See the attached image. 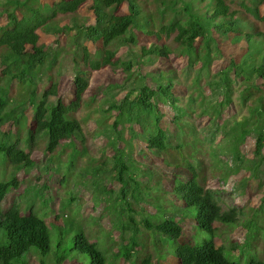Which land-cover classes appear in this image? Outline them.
Returning <instances> with one entry per match:
<instances>
[{
  "label": "trees",
  "instance_id": "obj_1",
  "mask_svg": "<svg viewBox=\"0 0 264 264\" xmlns=\"http://www.w3.org/2000/svg\"><path fill=\"white\" fill-rule=\"evenodd\" d=\"M121 6L126 7V14L117 13ZM82 8L91 12L93 23L79 21ZM257 22L264 23V0H0V154L16 172L43 169L29 151L42 138L46 154L58 153L60 146L78 149L80 143L79 155H92L88 147L93 141L85 144L81 122L75 117L89 88L87 73L107 70L120 75L95 89L90 99L102 95V104L93 110L99 115L93 122L98 126L96 134L108 137L115 162L108 178L118 188L105 185L103 192L117 201L110 209L118 229L117 251L107 252L79 230L72 247L51 252L46 219L28 207L25 210L22 204L27 201L14 197L8 201L21 184L11 175L0 179V264H29L30 253L38 255L39 264H64L70 252L78 257L85 254L88 264H106L105 254L114 264L121 260L152 264L150 253L137 261L138 234L146 241L143 231L151 246H162V237L175 241L177 264H264V251L256 254L257 242H264V32ZM42 32L54 35V45L41 42ZM65 32L68 45L62 50L59 36ZM144 39L150 42L143 43ZM226 43L230 49L225 53ZM170 55L183 57L185 66L175 68ZM64 59L72 70L73 98L68 103L58 95ZM222 59L226 64L214 70L215 61ZM15 81L27 88L23 103L33 109L32 125L24 127L26 149L19 132L13 137L9 130H1L4 125L19 129L11 97ZM183 92L185 102L180 98ZM233 107L245 109L246 114L229 117ZM249 141L253 143L251 157L241 151ZM120 144L128 148V155ZM131 146L153 156L145 155L149 163L144 169L132 157L135 149ZM56 156L48 158V166L55 164L60 171V164L74 165ZM102 156L100 164L93 163L96 167L107 163ZM153 159L161 164L162 177L179 176L170 191L158 186L163 179L151 165ZM236 176L239 179L233 182ZM143 178H147L142 183L144 193ZM214 178L217 184H231L230 195L255 185L256 192L262 193L260 204L248 213L244 207L224 209L219 189L208 184ZM97 179L102 177L97 175ZM160 190L163 193L157 196ZM69 192L65 186L64 194ZM72 201L68 197V203ZM123 207L128 223L122 222ZM179 207L186 209V215H179ZM188 222L208 237L178 243ZM223 226H233L239 234L227 235ZM227 236L234 240L229 248Z\"/></svg>",
  "mask_w": 264,
  "mask_h": 264
},
{
  "label": "rangeland",
  "instance_id": "obj_2",
  "mask_svg": "<svg viewBox=\"0 0 264 264\" xmlns=\"http://www.w3.org/2000/svg\"><path fill=\"white\" fill-rule=\"evenodd\" d=\"M42 3H50L53 0H40ZM262 9V7H261ZM117 13L126 14L127 9L125 6H121ZM78 19L80 22L82 20L85 23H93L94 17L90 11L85 8H82L80 12H78ZM258 24V22H257ZM260 26V30L264 32V23L258 24ZM41 42L45 45H54V35L51 32L40 33ZM68 33H62L59 36V48L64 49L67 44ZM150 42L148 39H144L143 43ZM230 45L226 43L222 50L229 51ZM58 48V49H59ZM93 49L90 48V51ZM125 48H122L120 52H123ZM60 58V57H59ZM70 60V58H69ZM68 59H64L61 62L60 68V78L58 80V95L65 102H69L73 98V83H72V70L70 69L67 61ZM170 60L173 66L177 69H182L185 66V60L183 57H176L174 55H170ZM226 64L224 59L220 61H215L213 68L214 70H219L222 66ZM58 68V67H57ZM145 68H142L141 71H144ZM57 72V69L55 70ZM89 88L86 89L85 94L83 95V100L81 103V107L78 112L75 114V117L81 122L83 135L86 137L85 144H90L87 141H93L91 146L88 147V151L92 153V155H87L85 157H81L78 151L82 152V145L77 143L78 149L74 145H69L66 148L58 147V153H61L59 156L58 153H53L52 155L46 154L44 147L45 141L44 139H38L34 142L32 147H30V155L32 159L37 161L36 165H42L43 169L39 172V170L35 168L24 169L20 172H16V169L11 167L6 161L3 160V155L0 154V179L10 178L11 175L17 177L18 181L21 182L18 189L13 190L8 195V201H11L14 197L18 202L19 201H27L25 205L22 204L24 209L26 210L28 207V211L32 209L39 217L45 218V222L49 228L50 234V246L51 252H55L57 248L61 251H65L73 245V236L78 233L79 230H83L84 234L89 238L88 240L91 242L98 241L101 247L105 248L107 252H116L118 249V229L116 225L113 223V216H110V209L113 206L117 205V201L115 202L114 196L109 193H104L105 185L109 188L117 189V183H111L108 177L111 176L110 167H113L115 164L112 159V149H108L107 141L108 137H101L96 134V130L98 126L93 122L94 119L98 118V113L95 110L102 104V95L98 93L94 96L93 100H90L93 94L96 93V90L100 86H105L108 83H111V78L118 79L120 75L117 77L116 75H111L107 70H99V71H89L87 73ZM13 88L11 90V97L15 98L14 105L17 110V117L19 120L18 130L8 125H4L1 127L2 131H10V133L14 134L13 137L18 136L20 140L22 148L26 149L28 147L25 142L26 131L24 130L25 126L32 125V112L33 109L31 106L25 108L23 103L24 98H22L23 93L26 92L25 89L22 88L21 85L17 81L13 82ZM42 87V83L40 84ZM45 88V87H44ZM42 89V88H40ZM25 94V93H24ZM236 93H233V97L236 96ZM21 96V97H20ZM186 93H181L180 98L181 102H185ZM19 97V100H18ZM54 100V99H53ZM52 100V101H53ZM23 103V104H22ZM26 109V110H25ZM22 114V116H21ZM235 114L236 117L242 116L246 114L245 109L236 110L234 107L232 110H228V116L231 117ZM203 123L200 122L199 126L201 127ZM122 135V134H121ZM125 138H128V134L124 131ZM123 136V137H124ZM114 135H112V138ZM222 136L220 135V138ZM219 138V139H220ZM14 140V139H13ZM221 140V139H220ZM220 140H217L219 142ZM63 143V142H62ZM62 143L60 145H62ZM121 144H123L121 142ZM120 144V146H122ZM131 144V143H130ZM132 145V144H131ZM134 148V146H131ZM135 149V148H134ZM253 143L251 141L246 142L245 145L241 146V151L247 156H252ZM121 150L128 155V148L122 146ZM84 151V150H83ZM101 154L103 158H106L107 163L103 166L96 167L93 163L100 164ZM59 156L63 159L68 158V163H74L72 166H63L60 164L58 168L55 164H48V158H53L54 156ZM132 157L137 160L141 168L144 169L145 164H148L149 160L146 157H150L151 153L145 154V152L140 153L139 150L135 149V153L131 154ZM150 155V156H149ZM56 156V157H57ZM100 158H99V157ZM77 157V160H75ZM153 157V156H151ZM80 158V159H79ZM58 159V158H57ZM79 159V161H78ZM89 161L92 162L90 165ZM44 162V163H43ZM60 160L57 161L59 164ZM153 167L155 170L159 172L160 177L163 179L158 186H161L163 190L170 191L172 187L175 185V181L179 179L177 174L162 177V173L160 172L161 165L153 159ZM42 163V164H41ZM79 163V165H78ZM48 168V170L46 169ZM57 168V169H56ZM47 170V173H44ZM107 171V173H104ZM97 175L102 177L101 181H97ZM148 176H152L151 173H148ZM147 176V177H148ZM147 178H143L140 182L141 192L144 193L146 188L144 189L143 182L147 183L145 180ZM239 176H236L232 181L237 182ZM154 182H149L150 186H153ZM211 187H216L219 189V201L221 206L226 209L230 206H238L244 207L246 213L251 211V207H257L261 202V194L260 191L256 192V186L252 185L249 189L241 192L230 195L231 184L223 183L222 181L218 182L217 180L210 179L209 183ZM46 186L48 189L44 188ZM65 186H69L70 192L68 195L64 194ZM27 188H30L27 190ZM34 190H36V194L44 193V196L38 197L35 195ZM240 192V190H239ZM163 193L161 190L156 192V195L159 196ZM116 197V193H113ZM156 196V197H157ZM68 197H72L73 201L68 203ZM165 199V198H163ZM167 200V199H165ZM181 206V205H179ZM148 208L149 205H147ZM123 213L122 222H127L128 213L126 209L121 208ZM179 215H186V209L179 207ZM26 213V212H25ZM24 213V214H25ZM59 215L57 219L55 217ZM183 218V217H181ZM191 218V216H190ZM82 228V229H80ZM195 228V226H194ZM190 222L186 223L183 228L182 237L177 242H187L193 240L195 242L200 241L208 237V234L204 231H200L197 228L194 229ZM222 231H224L227 235H236L239 234L237 231L239 229H235V227H220ZM197 233H195V232ZM109 234V235H108ZM146 241H141V238L138 234L137 239H139L140 243V251L137 255V261H141L146 253H150L152 255V264H177V260L174 254V247L176 245L175 241L169 240L166 237H162L160 240L162 242V246L159 243L151 246V241L149 240L148 234L143 231L142 232ZM95 240V241H93ZM141 241V242H140ZM234 241L233 237L227 236L225 239V244L227 247H230V243ZM151 242V243H150ZM60 243L59 246L57 244ZM258 246H256L257 251L256 254L259 255L264 251V242L258 241ZM100 248V247H99ZM101 249V248H100ZM102 250V249H101ZM34 251V249H31ZM103 251V250H102ZM68 253V261L64 264H88V257L83 254V256L78 257L76 253ZM105 254V252L103 251ZM76 254V255H75ZM251 253H249L250 255ZM29 264H39L38 263V255L34 253H30ZM84 258H86V263L84 262ZM106 264H114V261H110L107 255L105 254ZM118 264H129L124 260L118 262ZM135 264V263H134ZM139 264V263H137ZM151 264V263H150Z\"/></svg>",
  "mask_w": 264,
  "mask_h": 264
},
{
  "label": "clouds",
  "instance_id": "obj_3",
  "mask_svg": "<svg viewBox=\"0 0 264 264\" xmlns=\"http://www.w3.org/2000/svg\"><path fill=\"white\" fill-rule=\"evenodd\" d=\"M68 103V102H67Z\"/></svg>",
  "mask_w": 264,
  "mask_h": 264
}]
</instances>
